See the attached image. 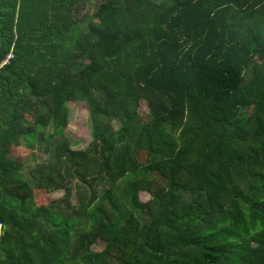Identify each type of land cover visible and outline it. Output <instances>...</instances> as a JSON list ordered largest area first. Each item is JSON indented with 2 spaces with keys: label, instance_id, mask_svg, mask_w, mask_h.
I'll return each mask as SVG.
<instances>
[{
  "label": "trees",
  "instance_id": "trees-1",
  "mask_svg": "<svg viewBox=\"0 0 264 264\" xmlns=\"http://www.w3.org/2000/svg\"><path fill=\"white\" fill-rule=\"evenodd\" d=\"M0 224V264H264V0H0Z\"/></svg>",
  "mask_w": 264,
  "mask_h": 264
},
{
  "label": "rangeland",
  "instance_id": "rangeland-1",
  "mask_svg": "<svg viewBox=\"0 0 264 264\" xmlns=\"http://www.w3.org/2000/svg\"><path fill=\"white\" fill-rule=\"evenodd\" d=\"M100 4V0H91V7L93 10H96L98 5ZM67 107L70 110L69 115V124L65 130V134L71 143V147L75 150H84L88 147L92 140L91 134V124L89 119L88 110L84 105L79 103H71L67 104ZM145 107L143 106L142 110ZM115 126L118 127V123H115ZM31 153L36 154L38 160H43L46 158L44 149L40 146H36L34 150H30L25 146L17 149L15 154L20 155L21 157L25 158L29 156ZM53 199L54 198H61L63 197V193H52L50 195ZM140 201L147 202L149 199V195L144 192L139 193ZM96 249L100 250V247Z\"/></svg>",
  "mask_w": 264,
  "mask_h": 264
},
{
  "label": "built area",
  "instance_id": "built-area-1",
  "mask_svg": "<svg viewBox=\"0 0 264 264\" xmlns=\"http://www.w3.org/2000/svg\"><path fill=\"white\" fill-rule=\"evenodd\" d=\"M1 233H2V225L0 224V235H1Z\"/></svg>",
  "mask_w": 264,
  "mask_h": 264
}]
</instances>
